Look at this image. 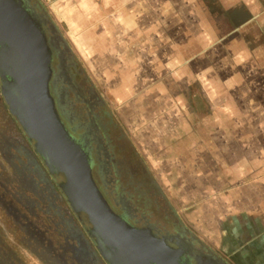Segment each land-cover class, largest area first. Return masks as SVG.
Listing matches in <instances>:
<instances>
[{
  "label": "crops",
  "instance_id": "obj_1",
  "mask_svg": "<svg viewBox=\"0 0 264 264\" xmlns=\"http://www.w3.org/2000/svg\"><path fill=\"white\" fill-rule=\"evenodd\" d=\"M199 4L62 0L56 13L77 50L107 76L119 107L126 102L125 125L156 148V170L180 210L229 264H264L262 44H239L236 55L218 46L224 53L215 61L208 42L215 30ZM182 33L189 38L176 39Z\"/></svg>",
  "mask_w": 264,
  "mask_h": 264
},
{
  "label": "rangeland",
  "instance_id": "obj_2",
  "mask_svg": "<svg viewBox=\"0 0 264 264\" xmlns=\"http://www.w3.org/2000/svg\"><path fill=\"white\" fill-rule=\"evenodd\" d=\"M36 1H38L39 7L47 11L49 18L54 21L68 45L64 69H59L57 64L52 65L49 78L50 94L55 101L62 122L68 131L69 128L71 129L70 135L86 145L92 151L93 156L95 154V158H93L95 160L91 164V174L109 206H123L129 215L133 214L134 219L147 222L157 231L182 230L183 235L193 236L204 249L219 254L218 248L215 249L214 244L210 243L189 220L188 213L180 210L177 197L165 188V177L156 170L157 162L160 160L155 157L156 148H151L148 141L143 144L142 137H139L138 134L134 135V129L125 125V121L132 118V115L122 114V112H128L124 107L126 102L119 107L109 93L107 76L102 70L94 67L90 56L77 50L72 39L67 35V28L63 22L58 20L56 13L57 8L61 7L62 0ZM200 1L199 9L201 11L198 13H202L203 7V11L209 17L205 22L212 24L215 30L213 40L208 41L210 42L209 47L214 48L213 58L215 61L224 53L218 49V46H222L224 49L228 47L229 54L236 55L239 52H237L239 44L246 45V48L247 44H250V49H253L252 45L259 43L262 44L264 55V0H230L228 7L221 0ZM197 21L199 20L192 18L188 23V20L183 18L184 25L190 28H193V23L198 27L199 22ZM205 25L202 23L201 27L204 28ZM198 35L190 38L198 37L200 39L201 36ZM188 38V34L184 35L183 33L176 36V39L182 41ZM214 72L215 74L221 73L220 69H215ZM219 91L221 90L219 89ZM201 97L198 93L193 101L197 109L196 112L199 117L203 118L208 114V109L204 105V101H201ZM216 101L220 100L216 99ZM262 103L264 106V101ZM248 118H252L251 121H254L253 114L248 115ZM140 127L143 129V125ZM150 127L149 125L148 128ZM0 130L4 131L7 143H10L8 150L12 154L16 153L17 156L14 159H7V161L3 159L5 168L1 169V171L4 170L2 177L8 182L10 190L14 188V191L26 199L35 200L37 204H40L39 208L34 207V209L39 218L45 219L42 212L46 209L42 207L46 201L42 194L44 190L41 191L43 198L39 197L36 188H42V184L36 181L38 176H35L33 170H30L29 160L25 158L27 152L34 153L32 142L26 139L17 122L8 113L1 95ZM20 147H22V151H20ZM8 160L11 161L12 166L19 168L20 179H13L12 176H9L11 168L8 167L10 164ZM60 177L54 175L56 181L63 179L62 175ZM28 179H35L36 184L32 185L33 188L26 186ZM57 207L70 215L61 200L57 198L49 210L54 222L58 221ZM33 221L36 225L42 224L39 219L34 218ZM43 222L46 223V220ZM51 235L58 237L55 231ZM0 264L59 263L51 258L43 247L35 244V240L25 231L24 227L0 206Z\"/></svg>",
  "mask_w": 264,
  "mask_h": 264
},
{
  "label": "water",
  "instance_id": "obj_3",
  "mask_svg": "<svg viewBox=\"0 0 264 264\" xmlns=\"http://www.w3.org/2000/svg\"><path fill=\"white\" fill-rule=\"evenodd\" d=\"M50 51L22 0H0V95L70 210L82 213L87 235L106 264H164L162 240L116 214L98 189L82 143L62 122L49 91ZM176 264L175 261L172 262Z\"/></svg>",
  "mask_w": 264,
  "mask_h": 264
},
{
  "label": "flooded vegetation",
  "instance_id": "obj_4",
  "mask_svg": "<svg viewBox=\"0 0 264 264\" xmlns=\"http://www.w3.org/2000/svg\"><path fill=\"white\" fill-rule=\"evenodd\" d=\"M22 3L24 8L38 23L45 37L46 45L50 51L49 66L51 70L53 64H57L59 69H64L63 67L66 66L68 45L59 33L54 21L49 18L47 11L38 6V1L22 0ZM70 130L69 128V131ZM7 141L4 131L0 130V206H2L6 213L12 215L15 221L24 227L25 231L35 240V244H39L43 247L45 252L59 264H106L96 250L92 239L85 231L89 226L85 216L82 213L75 215L70 210L64 196L57 187L59 181H56L53 174L47 172L36 153L32 151L29 153L27 152L28 155L26 154L25 158L29 160L28 164L31 166L30 170H33L35 176H38L36 181L42 184V188L36 189L39 192L38 196L41 198L44 196L46 199L44 202L45 204H41L42 207L46 208L42 211L45 215H43L45 219L39 218V215L35 212L34 207L39 208L40 204H37L35 200L26 199L20 193L14 191V188L10 190L8 182L2 177L4 170L1 171V169L5 168L3 166V159L7 161V159H14V157L16 158L17 156L16 153H14L15 155L10 153L8 150L10 143H7ZM82 147L89 155L91 167L93 160H95L93 159L95 158V154L93 156L92 151L87 148L86 145L82 144ZM19 149L22 151V147ZM10 162L8 160V163ZM8 165V167L11 168L9 176H12L13 179H20L21 173L19 168L12 166L11 163ZM56 175L58 177L61 176L60 174ZM32 180L34 181L33 184ZM36 181L35 179H28V181H26V186L33 188ZM37 191L35 192L37 193ZM41 191L43 192V196ZM57 198L61 200L63 206L70 212L71 217L62 209H59L60 207H57L56 215L58 221L54 222L49 210L53 207V201ZM111 209L124 218L130 225L134 227H144L148 229L154 237L162 240L163 243L170 248L176 264H229L218 253L213 251L210 252L208 249L201 247L193 236L183 235L184 233L182 230H173V232H167L165 230L157 231L147 222L134 219L133 214L129 215L127 209L123 206H112ZM34 218L41 220L40 222H42V224L36 225L35 221H33ZM71 219L72 221H70ZM44 220H46V223L43 222ZM53 231H55L58 237H52L51 234Z\"/></svg>",
  "mask_w": 264,
  "mask_h": 264
},
{
  "label": "bare ground",
  "instance_id": "obj_5",
  "mask_svg": "<svg viewBox=\"0 0 264 264\" xmlns=\"http://www.w3.org/2000/svg\"><path fill=\"white\" fill-rule=\"evenodd\" d=\"M164 256L166 258L164 264H173L172 262L174 261V257L173 256L171 257V254L170 253L165 252Z\"/></svg>",
  "mask_w": 264,
  "mask_h": 264
}]
</instances>
